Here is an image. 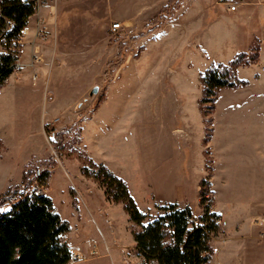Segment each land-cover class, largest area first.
<instances>
[{"label": "rangeland", "instance_id": "obj_1", "mask_svg": "<svg viewBox=\"0 0 264 264\" xmlns=\"http://www.w3.org/2000/svg\"><path fill=\"white\" fill-rule=\"evenodd\" d=\"M228 1L238 9L225 0H37L18 64L0 84V210L42 189L83 252L70 264H140L124 204L85 171L104 164L127 181L146 222L170 203L195 216L209 205L210 264H264V0ZM240 52L250 59L237 68L246 83L201 104L202 72Z\"/></svg>", "mask_w": 264, "mask_h": 264}, {"label": "trees", "instance_id": "obj_2", "mask_svg": "<svg viewBox=\"0 0 264 264\" xmlns=\"http://www.w3.org/2000/svg\"><path fill=\"white\" fill-rule=\"evenodd\" d=\"M0 6V43L4 48L0 52V84H3L16 68L21 35L37 5L35 0H0ZM249 62L246 54L240 52L228 64L213 63L205 69L200 77L201 104L215 101L220 88L245 84L238 77L237 68ZM94 167L85 171L101 183L110 200L124 204L135 225L134 240L143 264H210L211 235L217 228V216L209 205H204V214L195 216L191 207L170 203L159 206L163 213L146 222L148 213L139 207L127 181L104 164ZM202 186L204 202L208 191L205 181ZM69 230V221L61 217L49 195L37 192L24 195L11 202L8 210L0 211V264H70L73 250L65 238Z\"/></svg>", "mask_w": 264, "mask_h": 264}, {"label": "built area", "instance_id": "obj_3", "mask_svg": "<svg viewBox=\"0 0 264 264\" xmlns=\"http://www.w3.org/2000/svg\"><path fill=\"white\" fill-rule=\"evenodd\" d=\"M225 1H226V4H227V6L229 7L230 10H237V9H238V7H239V3L235 2V1H233V2H232V1H228V0H225ZM35 2H36L37 7H38V2H37V0H35ZM1 11H2V9H1V6H0V13H1ZM112 28H113L114 31H116V30H121V29L123 28V23L120 22V21L113 22V24H112ZM40 30H41V27L39 26V27H38V31H40ZM17 60H18V59H17ZM39 60H40V57H39L38 53L35 52V53L31 56L30 61L27 62V65H28V66H34L35 63L38 62ZM17 64H18V63L16 62V65H17ZM35 76H36V75H35ZM41 175H42V171H41V169H37V170L33 173V178H35V183H37V181H38V179L40 178ZM36 192H37V194H45V192H44L42 189L39 190V191H36ZM31 193H33V192L26 193V194H24V195L31 194ZM18 200H19V199H18ZM18 200H17V201H18ZM12 202H13V201H12ZM0 211H5V210H0ZM201 213L204 214V208H203V210H202ZM197 216H198V215H197ZM196 222H198V219H196ZM203 226H206V223H204ZM205 230L208 231L207 228H206ZM95 251H96V243H94V244L92 245V248H91V252H95ZM82 255H83V252H74V251H73V258H81Z\"/></svg>", "mask_w": 264, "mask_h": 264}, {"label": "crops", "instance_id": "obj_4", "mask_svg": "<svg viewBox=\"0 0 264 264\" xmlns=\"http://www.w3.org/2000/svg\"><path fill=\"white\" fill-rule=\"evenodd\" d=\"M34 15H32V16H30L29 17V22H30V20L32 19V17H33ZM29 22H28V25H29ZM26 28H28V26L26 27ZM118 175V174H117ZM123 178V177H122ZM102 243H103V241H101ZM95 242H93L90 246L92 247V245L94 244ZM100 245V249H104V247H102V244H99ZM135 247H136V244H135ZM90 248V247H89ZM137 256H139L140 257V259H141V261H140V264H143V257L142 256H140L139 254H138V252H137Z\"/></svg>", "mask_w": 264, "mask_h": 264}, {"label": "water", "instance_id": "obj_5", "mask_svg": "<svg viewBox=\"0 0 264 264\" xmlns=\"http://www.w3.org/2000/svg\"><path fill=\"white\" fill-rule=\"evenodd\" d=\"M98 89H99V87H98V86H95V87H93V88H92V90H91V94H93V93L97 92V91H98Z\"/></svg>", "mask_w": 264, "mask_h": 264}]
</instances>
